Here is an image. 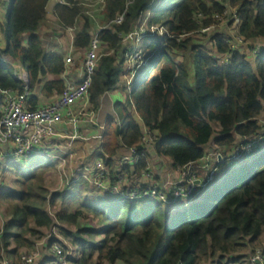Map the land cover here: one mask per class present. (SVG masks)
Listing matches in <instances>:
<instances>
[{"label": "trees", "instance_id": "obj_1", "mask_svg": "<svg viewBox=\"0 0 264 264\" xmlns=\"http://www.w3.org/2000/svg\"><path fill=\"white\" fill-rule=\"evenodd\" d=\"M74 3L11 0L7 16L0 14V29L5 17L9 26L7 45L0 47V118L5 89L28 91L29 110L46 104L43 98L56 101L64 91V54L48 51L42 38L48 34L50 8L57 23L76 26V56L88 51L99 28L106 27L99 32L101 57L89 89L90 107L97 110L107 91L121 87L127 71L126 59L119 57L122 43L138 32L152 4L148 26L163 25L173 37L141 38L138 75L129 92L122 86L129 98L115 102L118 119L106 120L92 157L97 155L117 172L113 158L131 147L138 150L139 164L125 168L127 193L162 187L159 173L152 182L142 177L147 163L156 158H171L177 169L202 164L209 157L218 168L217 178L195 197L166 204L157 196L129 198L105 192L80 177L81 172L70 174L74 190L53 191L46 174L54 165L57 170V161L52 158L53 163L44 166L31 159L27 173L20 170L0 184V213L5 219L2 231L0 218V257L4 248H13L14 257L31 249L56 224V217L61 235L79 247L77 264H244L256 250L264 253V50L250 54V48L264 44V0H106L95 18ZM225 11L228 28L209 31L206 45L195 40L204 29L219 26L215 16ZM119 15H124L122 23L115 21ZM236 36L252 43L247 54L233 48ZM20 65L27 71V88ZM145 127L157 138L150 146L142 143ZM248 144L256 148L248 151ZM237 146L243 148L238 160L233 157ZM220 151L224 161L217 163L213 155ZM7 162L0 156L3 166ZM13 163L17 162H8L5 170ZM91 191L96 192L90 195ZM82 193L85 197L80 199ZM69 198H79L80 206L52 216L51 204ZM157 202L166 207L157 208ZM87 215L98 218L100 225H79V218Z\"/></svg>", "mask_w": 264, "mask_h": 264}, {"label": "built area", "instance_id": "obj_2", "mask_svg": "<svg viewBox=\"0 0 264 264\" xmlns=\"http://www.w3.org/2000/svg\"><path fill=\"white\" fill-rule=\"evenodd\" d=\"M54 5H74L77 2L84 8V14L95 18V13L103 11L106 6V0H50ZM149 8L152 4L148 5ZM153 9V7H152ZM151 12V10H150ZM148 15L142 19V23L137 33L130 34L128 38H137L140 40L145 35L150 36H163L169 35L172 37L168 29L163 25L148 26ZM234 18L236 23L240 20L237 16L235 9ZM229 11H225L223 15H216V18L220 20L227 17ZM124 15H119L116 18V23H122ZM77 22V21H76ZM59 29H64L73 38L75 36L76 26H63L56 23ZM212 27H208L204 30H210ZM106 27L101 26L99 31L95 34L89 50L85 54L83 60L84 74L80 83H75L70 79H65L68 71L67 67L73 63L72 55L65 58V73H64V91L61 96L52 103H46L36 108L35 110H29L26 108V104L29 101L30 93L25 91L24 94H18L13 89H5L2 91L3 95V111L0 118V156L8 160V162H21L31 156L45 155L53 157L58 160V171L62 177H67V172L64 169L67 161L64 156L58 154L56 148H50L49 141L55 137V124L67 120L69 123H77L81 116L87 113V107L90 102L89 89L92 82V75L97 67L100 55V37L99 32ZM237 41L233 45L234 49H238L240 52L247 54L249 50L248 45H252L251 42L244 41L240 36H236ZM264 50V44L257 43L254 47L250 48V54L257 55ZM139 55V54H138ZM227 57L225 62H229ZM22 72V78L26 82V88L28 87V75L24 67L20 66ZM131 70V69H130ZM124 73V78H127V72ZM136 73L133 75L131 72V79L127 80V87L131 90V83ZM88 114V113H87ZM101 133H104L105 126H101ZM156 136L148 128H144V136L142 137V143L151 145L156 141ZM248 151H252L256 148V145H246ZM155 155V152L153 153ZM239 152V157H241ZM219 152H215V160L217 163L224 161L220 159ZM237 155H234L236 157ZM141 154L135 147L128 148L127 152L117 158H113V161L119 165V171L113 172L102 159L95 158L91 164H83L79 166L80 177L88 178L99 189L109 192L113 195H120L125 197H143L148 198L151 196H157L160 200L166 204L174 203L184 198H192L197 193L198 189L206 187L208 184L214 182L217 178L218 168L214 167L211 158L207 157L205 162L199 165L189 163L186 166L178 167L175 169L178 171V179L175 183L169 186V181L162 177V187H150L145 191L134 190L132 193H127L123 188L128 183V173L125 168L129 166H136L139 164ZM238 158V157H237ZM155 160V159H154ZM8 162L4 166L8 167ZM197 168H199L197 170ZM153 168V162L147 163V167L142 172L143 180L148 182L155 181V176L158 173ZM196 172H201L200 177ZM79 177V178H80ZM115 181V182H114ZM130 195V196H129ZM52 216L55 213L49 208ZM2 220V231L5 225V219L0 213ZM61 223L56 217V224L44 235L36 239L35 245L27 250L23 251L18 260L13 258V248L3 249L0 257V264H77L74 259L78 256L79 247L76 244L66 240L60 233ZM1 236V233H0ZM56 239V240H55ZM51 240H54L51 242ZM228 260V259H226ZM244 264H264V253L261 249L256 252L244 263Z\"/></svg>", "mask_w": 264, "mask_h": 264}, {"label": "rangeland", "instance_id": "obj_3", "mask_svg": "<svg viewBox=\"0 0 264 264\" xmlns=\"http://www.w3.org/2000/svg\"><path fill=\"white\" fill-rule=\"evenodd\" d=\"M157 2H160L162 0H156ZM10 6H11V0H0V7L5 9V12H1L0 11V14L4 17L5 14L7 16V13L10 9ZM152 10V7L149 8V11ZM48 17H49V24L50 26H45V32L50 34L48 35V37L44 36L42 34V38L44 40V42H52V41H55L53 40L55 38V35L54 34V31H59L61 33L60 35V42L62 43V50H66L67 48H69V44H70V36L68 33H66L64 30H61L59 29L58 26H55L56 25V20L53 18L54 17V14H53V11H51V8L50 10L48 11ZM228 16L221 19L220 20V25L219 26H215L212 28H228ZM141 24V23H140ZM236 24L233 26L235 27ZM212 27V26H211ZM231 27V26H230ZM138 27H135V30H137ZM212 29H208V30H203L202 31V34H197L198 36L195 38V40L201 42V43H204L205 45L208 43V34L210 33L209 31L212 32ZM8 30H9V26H8V22H7V18L5 17V23H4V27L2 29H0V47H5V45H7V34H8ZM54 30V31H53ZM170 33V32H169ZM173 37V36H172ZM180 41V40H179ZM46 42V43H47ZM141 43H142V39L140 40H137V38H128V40L126 41H123L122 43V49H121V52H120V59H126V62L125 64L127 63V70L131 69L130 71L127 72V78H124V74L122 75V79H124V81H121L120 83H123V84H127V80L125 79H131V72H133V75L136 73V75H138V68H137V61L138 60H142V50H141ZM139 54V55H138ZM180 55V54H179ZM81 55H78V56H74L72 55V59H73V65L71 66L74 74L75 72H77L79 70V68L81 66H83V60L85 57H82L80 58ZM183 58V55L180 56V58H177V59H182ZM147 61L148 59H146L144 61V64H147ZM15 62H20L19 59L16 60ZM153 69V68H152ZM83 78V77H82ZM81 78V79H82ZM135 111V110H134ZM85 116H88L87 113L83 116H81V120L80 122H82L84 120V117ZM79 123V121L77 122ZM77 123H71V124H77ZM73 126V125H72ZM75 126V125H74ZM79 140V139H78ZM70 144V143H69ZM261 143H259L258 145H260ZM243 151V148L241 146H237L235 148V150L233 151V155H237L236 157H233L235 159H239V152ZM219 155H220V159H224V155L221 153V151L219 152ZM218 155V156H219ZM97 155L93 156L92 158H96ZM238 157V158H237ZM213 158L215 160V156L213 155ZM31 159H33L34 161H39L40 164H43L44 166H49V164L53 163V159L50 158V157H47L45 155H37L35 156L34 158L31 157L28 159V161H24V162H17V163H13V164H9L10 165V168L9 170H5V167L3 166V164L0 163V173H2V179L0 178V184L1 182L3 183H6V181H8L12 176L15 175L16 172H19L20 170H25L23 171L24 173L26 172L27 173V169L29 167V164L28 162L31 161ZM165 161V163L169 164L167 166V171H164L163 169H161L160 167H158V164H161V160ZM216 161H217V158H216ZM172 160L171 158H160V161L159 160H154L153 161V168L154 170L156 171L155 173H159L161 177H163L165 180H168L170 183H169V186L174 184L176 179H178V171H176L173 167H172V164H171ZM68 164V163H67ZM91 164V161L90 163H87V165ZM54 165V164H53ZM38 166V165H37ZM52 166V165H51ZM50 166V167H51ZM67 166V165H66ZM66 166L64 167V169H66ZM78 170H81V168L79 167V165L77 166ZM48 172H55L56 173V167L55 165L51 168H49ZM48 172L46 174V179H47V185L54 191L55 189H62V188H65L68 190V192L74 190L72 188L71 185H69V177H70V174H69V177L66 178L65 176L62 178V182L60 181L59 179V182L58 183H55V185L51 186V179L53 177L50 176V174L48 175ZM54 173V174H55ZM200 173L201 172H196L197 176L200 177ZM202 174V173H201ZM6 180V181H5ZM65 186H64V184ZM9 184H13V182L9 181ZM17 187V186H16ZM18 188V187H17ZM94 192L96 191H91L90 192V195L94 194ZM85 193V192H84ZM84 193H82L79 197L80 199H83L85 197ZM198 194L201 193L200 191V188L198 189ZM195 197V196H194ZM164 202V201H163ZM165 203V202H164ZM164 203H161V202H157L155 203L156 207L159 208V207H162V208H165L166 205ZM81 204V201L77 199H72V198H69L67 199L66 201H62V200H59L58 203L56 205H52L51 204V210L53 213H56V211H61V212H70V211H74L76 210ZM0 209H3V207L0 206ZM149 209L148 208H144L143 211L146 212L148 211ZM79 225H82L84 226L85 228H93V227H97L98 225H100V222L98 220V218L94 217V216H82L79 218ZM98 239L100 237H97ZM18 255L17 254L15 257L13 256V258L17 261L18 260Z\"/></svg>", "mask_w": 264, "mask_h": 264}, {"label": "crops", "instance_id": "obj_4", "mask_svg": "<svg viewBox=\"0 0 264 264\" xmlns=\"http://www.w3.org/2000/svg\"><path fill=\"white\" fill-rule=\"evenodd\" d=\"M68 33L67 31H65ZM55 35V38L53 40L55 41H48L47 46H48V51L50 52H62L64 54V59L69 56V55H75V50H74V39L72 42V37L70 36V44L69 48L66 50H62V43L60 42V35L61 33L58 31ZM69 34V33H68ZM47 34L46 37H48ZM75 37V36H74ZM86 50L83 52H80L79 55H82V57H85ZM78 56V55H77ZM73 65V64H72ZM69 65L67 67L68 71L66 73L65 79H70L71 81H74L75 83H80L82 80L81 78L83 77L84 74V67L81 66L77 72H73L71 66ZM22 66V65H20ZM66 67V66H65ZM121 81H124V79L121 78ZM122 86L127 88L129 92V88L127 87L126 83L123 84L121 83V87L119 86L118 88L111 89L107 91L100 99V105L97 110H92L90 107V102L87 107V115L84 117V120L77 124H71L67 120L64 119L62 122H58L55 124V137L52 138L48 143L50 148L52 149L53 147L56 148L58 154L64 156L66 159V172H67V177H69V174H77L79 170L77 169L78 165L81 166L83 164L90 163L92 162V154L94 151L97 150V147L100 144V139L102 137L101 133V126H105L106 120L109 117H116V113L114 110V104L117 101H126L127 98H129V95L127 91H124ZM51 99L48 98H43L42 103H47ZM52 101V100H51ZM116 119H118L116 117ZM73 125V126H72ZM75 125V126H74ZM79 139V140H78ZM70 143V144H69ZM49 157V156H48ZM53 158V157H51ZM91 158V159H90ZM56 160V159H55ZM159 160V159H155ZM57 164H58V160ZM169 164L165 163L164 159L161 160V164H158V167L163 169L164 171H167V166ZM57 173L55 172H48V175L50 174L51 177V186L55 185V183L59 182L62 180V176L59 174L58 167H57ZM55 173V174H54ZM69 173V174H68ZM62 182V181H61Z\"/></svg>", "mask_w": 264, "mask_h": 264}]
</instances>
